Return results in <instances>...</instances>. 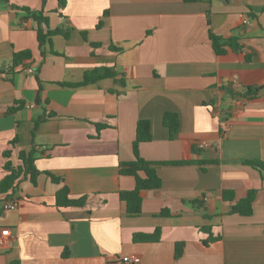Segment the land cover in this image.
I'll use <instances>...</instances> for the list:
<instances>
[{"label":"crops","instance_id":"1","mask_svg":"<svg viewBox=\"0 0 264 264\" xmlns=\"http://www.w3.org/2000/svg\"><path fill=\"white\" fill-rule=\"evenodd\" d=\"M26 8L68 36L39 46ZM210 32L235 47L215 52ZM22 50L31 58L12 66ZM101 66L116 76L59 84ZM0 72V181L5 162L22 165L21 151H34L39 172L33 181L21 172L0 192V228L10 230L0 264H264V172L245 164L264 163V0H66L60 8L57 0H0ZM247 87L259 89L245 98ZM165 111L179 117L172 138ZM140 119L151 140L138 152L161 187L142 190L140 213L129 215L119 192L134 178L119 165L134 159ZM62 186L85 204L57 206ZM249 190L251 213H231ZM7 201L16 207L5 209ZM155 229L157 241L134 239Z\"/></svg>","mask_w":264,"mask_h":264},{"label":"trees","instance_id":"2","mask_svg":"<svg viewBox=\"0 0 264 264\" xmlns=\"http://www.w3.org/2000/svg\"><path fill=\"white\" fill-rule=\"evenodd\" d=\"M45 0H43L44 2ZM184 1H196V0H184ZM66 0H57L58 7H63ZM27 16H29L36 23V33L39 46H41L49 37L57 33H63L65 37L68 36V33L60 28L51 30L48 27V18L41 11H35L29 8L25 9ZM106 14V11H105ZM101 22L98 23L100 25ZM209 38L211 40L212 46L217 53L223 52V46L228 44L235 47L232 40H223L219 36L209 33ZM96 45V44H93ZM111 48H114L111 46ZM31 58V52L29 50H22L14 53L12 66L17 67L22 65L26 60ZM116 72L112 67H94L92 69L86 70L83 74V79L80 82L75 83H64L60 82V85H70V86H83L90 83H95L103 78H114ZM123 83V81H122ZM258 87H247L243 96L245 98L253 97L258 91ZM23 105L22 102H19L15 106L8 108L9 112L19 109ZM53 116V113H48L47 117ZM45 119V116L40 117L35 121V124ZM162 124L167 128L169 137L172 138L179 129V117L177 113L171 111H165L162 115ZM97 129L99 130L103 127L102 124H96ZM151 140L150 133V122L147 119H140L136 123L135 138L132 142V151L134 159L128 162H122L119 165V173L123 175H129L134 178V188L127 191H120L119 197L122 201L125 202L126 211L129 215H137L141 210V196L140 192L142 190L157 189L161 187V179L158 176L154 163L143 159L138 152V146L142 142ZM9 152H5L4 155L8 156ZM19 159L22 161V165L19 168L10 167L9 162H5L4 168L7 170V174L0 181V192H6L7 190L13 187V182L21 172L24 174H29L31 180H34V177L39 173L33 165L34 151L30 150L29 152L21 151L19 153ZM245 164L255 167L260 171L264 172V163L258 160H251L245 162ZM50 176L53 182L59 183L60 178L51 175L49 172H45ZM255 196V190H249L245 197L239 199L231 208L230 212H237L243 215H248L251 213V203ZM225 199L227 198L226 193L224 194ZM228 199V198H227ZM230 199V198H229ZM86 202V196H81L78 198H72L69 195V190L67 186H62L55 193V204L59 207H80L83 206ZM203 230H209V226L202 228ZM159 229H155L152 233H142L134 235L135 240L139 241H157L159 239ZM220 236H215L205 241H213L219 239ZM183 242L175 243V257L180 256L182 251ZM67 251H64L63 255H66ZM118 264V263H117ZM121 264V263H119Z\"/></svg>","mask_w":264,"mask_h":264},{"label":"built area","instance_id":"3","mask_svg":"<svg viewBox=\"0 0 264 264\" xmlns=\"http://www.w3.org/2000/svg\"><path fill=\"white\" fill-rule=\"evenodd\" d=\"M24 25H25V23H24ZM24 70L27 73H32L33 72V68L32 67L24 68ZM4 75H5V73L0 72V78L3 77ZM221 129L223 131H225L227 129V125L225 123H223L221 125ZM198 147L204 148L205 145L202 144V143H199ZM3 207L5 209H13V208L16 207V203L14 201H7V202L4 203ZM9 235H10L9 228H7V227L0 228V246H1V243L4 240V238L8 237ZM120 263L121 264L122 263H124V264H139V258L138 257H131V258L124 257V258L121 259Z\"/></svg>","mask_w":264,"mask_h":264}]
</instances>
